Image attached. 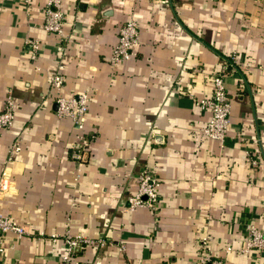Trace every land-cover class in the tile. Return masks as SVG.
I'll use <instances>...</instances> for the list:
<instances>
[{
  "label": "crops",
  "instance_id": "1",
  "mask_svg": "<svg viewBox=\"0 0 264 264\" xmlns=\"http://www.w3.org/2000/svg\"><path fill=\"white\" fill-rule=\"evenodd\" d=\"M46 2L0 0V110L15 99L0 133V212L26 229L0 231V264H59L67 232L103 239L78 246L70 264H199L203 236L222 264H264V248L237 249L248 221L264 231V0H62L63 34L45 28ZM130 16L139 40L112 65ZM28 37L40 41L35 56ZM233 53L242 64L226 70L219 141L203 133L210 111L196 99ZM60 63L63 93L89 92L82 129L56 112ZM81 135L89 145L77 160ZM144 168L158 201L127 208Z\"/></svg>",
  "mask_w": 264,
  "mask_h": 264
},
{
  "label": "built area",
  "instance_id": "2",
  "mask_svg": "<svg viewBox=\"0 0 264 264\" xmlns=\"http://www.w3.org/2000/svg\"><path fill=\"white\" fill-rule=\"evenodd\" d=\"M31 0H23V3L28 7ZM45 22L44 26L47 30L63 34L65 12L62 7V0H47L45 5ZM139 40V27L135 17L130 16L125 19L118 29V37L112 51L108 57V61L115 65L118 62L130 58L132 50ZM26 42L31 47L33 56L37 55L41 48L40 41L33 37H28ZM242 64L239 57L235 53L228 56L225 61L224 69L212 77V92L209 96L196 99V104L203 109H209L210 116L203 128V133L207 136L222 141L227 133L229 125V116L231 112V103L225 83L226 70L236 71L239 65ZM63 64L60 63L58 70L51 77V86L56 91L55 101L57 103L56 112L61 117H69L82 129L88 109L89 92L87 90L71 91L67 94L63 93L65 84V75L63 73ZM15 120V99L9 95L5 106L0 110V133L4 128L13 125ZM89 137L81 135L74 143L71 156L77 160H83L88 150ZM21 145L17 139L11 146L12 152L20 149ZM248 160L252 166L259 164V158L256 154L248 151ZM6 169L3 171L0 179V190L6 187L7 178ZM158 179L154 173L144 168L138 173V187L134 194L127 198V208L135 209L140 206L155 207L158 201L157 192ZM14 231L19 235L26 232V229L18 221L11 218L9 215L0 212V231ZM56 237V235H53ZM65 241V250L60 256L59 264H70L73 253L78 246L87 243L98 242L103 243V239H93L86 237L81 233L67 232L63 237ZM209 238L203 236L200 241L201 254L199 256V264H222V259L214 256L209 245ZM232 247L227 246L230 250ZM264 248V231L254 222L248 221L245 225L243 244L237 249L241 252H249L253 249ZM4 249L0 245V253Z\"/></svg>",
  "mask_w": 264,
  "mask_h": 264
}]
</instances>
